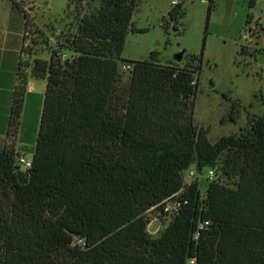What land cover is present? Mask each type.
Returning <instances> with one entry per match:
<instances>
[{"label":"trees","instance_id":"16d2710c","mask_svg":"<svg viewBox=\"0 0 264 264\" xmlns=\"http://www.w3.org/2000/svg\"><path fill=\"white\" fill-rule=\"evenodd\" d=\"M11 1L26 27L33 17ZM67 1L68 29L30 72L46 80L35 144L25 150L31 166L0 149V264H186L191 256L199 264H264V114L210 142L193 120L199 65L161 64L156 51L143 60L121 56L126 35L137 31V0ZM183 15L181 4L169 11L174 22ZM64 51L71 58L62 59ZM190 57L200 64L202 52ZM119 62L131 65L126 84ZM21 65L22 58L6 136L21 126ZM239 112L233 101L232 120ZM192 165L215 177L186 183ZM168 197L179 209L152 236L151 215ZM199 220L209 225L194 240Z\"/></svg>","mask_w":264,"mask_h":264},{"label":"rangeland","instance_id":"374dc122","mask_svg":"<svg viewBox=\"0 0 264 264\" xmlns=\"http://www.w3.org/2000/svg\"><path fill=\"white\" fill-rule=\"evenodd\" d=\"M15 1H21L30 9L34 22L27 28V45L20 69V73L27 74L28 81L32 78L30 72L34 60L50 59L54 36L68 29L71 18L66 17L69 9L67 0ZM178 1L184 15L174 22L169 17L174 6L172 0H137L132 17L133 29L137 31H129L126 35L121 56L143 60L149 57L150 52L156 51L157 62L161 64L174 62L180 67L194 69L199 65L193 120L197 126L207 129V137L213 143L223 135L238 134L245 129L250 116L264 114V0H254L252 6L250 0ZM249 13L252 19L247 23ZM21 22L22 14L17 7L10 0H0V27L9 24V31L16 36ZM248 25L258 31L257 39L244 45L245 52H241L242 35ZM180 52L182 55L178 60L176 56ZM201 52L200 64L190 60V55L198 56ZM68 56L72 53L68 52ZM123 63L119 62L118 70L121 83L126 84L129 73L122 69ZM39 81L37 85L45 83V80ZM233 101L238 102L240 109L236 120H232L231 115ZM32 128L24 126L15 137L6 136L4 147L16 153V157H26L29 152L18 151L17 145L21 135L22 142H28L24 144L27 150L34 146ZM190 168L193 169L194 165ZM206 170L201 172L202 180L206 177ZM187 172L184 173L186 183L193 180ZM204 190L203 185L202 193ZM152 216L154 220L148 232L157 236L170 217L157 212ZM160 218L163 219L161 228L154 233Z\"/></svg>","mask_w":264,"mask_h":264},{"label":"crops","instance_id":"0c3cea01","mask_svg":"<svg viewBox=\"0 0 264 264\" xmlns=\"http://www.w3.org/2000/svg\"><path fill=\"white\" fill-rule=\"evenodd\" d=\"M11 4L13 5L12 1ZM17 9L22 14V22L20 27L18 26L17 28V35H12V33L9 31V24H5L4 26L0 27V148H3L5 145L13 94L18 84L17 72L21 59L24 17L23 12L18 7ZM39 80L45 79H37L32 77L27 81V90L20 119V132L21 127H33L32 129L34 131L32 132V141L34 136H36V132L39 127L40 114L46 86V80L44 84L37 85L36 83L40 82ZM26 143L28 142H22L20 135L17 150L25 151L26 147L24 144ZM29 148H33V145H31ZM26 157L30 158L31 153L29 152Z\"/></svg>","mask_w":264,"mask_h":264},{"label":"built area","instance_id":"2783aa9c","mask_svg":"<svg viewBox=\"0 0 264 264\" xmlns=\"http://www.w3.org/2000/svg\"><path fill=\"white\" fill-rule=\"evenodd\" d=\"M171 3L173 5H177V4H179V1L178 0H172ZM23 8L29 13V16L32 18L30 9L26 8L25 4H23ZM32 23H34L33 18H32L31 23L29 22L26 27L24 25V28H23L22 44H21V58H23V53L25 52V47L27 45L26 41L28 39L27 35L29 33L27 28L32 27L33 26ZM257 33H258V31L255 32V29H253L251 26H249V25L246 26V29L244 30V33L242 35L243 45H249L254 40L256 41V39H257L256 34ZM61 57H62V59L71 58V56L67 57V52H65V51L61 54ZM122 69L123 70H129V69H131V65L128 63L123 64ZM16 163L23 166L24 168H29L31 166V160L26 158L25 156H22V155H18L16 157ZM206 171H207L206 177H208L209 179H213L215 177V172L213 169H207ZM187 173H188V176L192 177L193 180L199 181L201 179V172L197 171L195 167L193 169L189 168ZM161 206H162V210L160 213H163V214H165L171 218L179 209V202L174 200L173 197H168V198L163 200V202L161 203ZM154 210H155V207H152L151 211H154ZM153 220H154V217L151 218V221H153ZM151 221L147 226V230H149V226L151 224ZM158 223H159V227L154 228V231H153L154 233L158 232L159 229L161 228L162 220L159 219ZM208 225H209V221L199 220L197 223V226H196V230L192 235V238L194 240H197L199 238V236L201 235V231L206 229ZM150 233H152V232H150ZM186 264H199V263H198L196 256H191L190 258L187 259Z\"/></svg>","mask_w":264,"mask_h":264},{"label":"water","instance_id":"95a60500","mask_svg":"<svg viewBox=\"0 0 264 264\" xmlns=\"http://www.w3.org/2000/svg\"><path fill=\"white\" fill-rule=\"evenodd\" d=\"M181 55H182V52H180V53L176 56V58L179 60V59L181 58Z\"/></svg>","mask_w":264,"mask_h":264}]
</instances>
